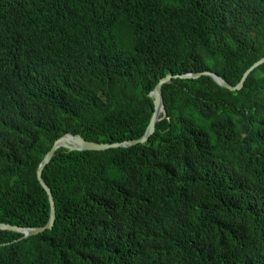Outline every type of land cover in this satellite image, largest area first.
<instances>
[{"label": "trees", "instance_id": "trees-1", "mask_svg": "<svg viewBox=\"0 0 264 264\" xmlns=\"http://www.w3.org/2000/svg\"><path fill=\"white\" fill-rule=\"evenodd\" d=\"M83 1L0 0V223L48 222L37 168L62 135L140 139L167 73L235 86L264 57V0ZM163 102L146 143L58 149L42 173L53 228L0 231V264H226L229 245L252 264L264 248L253 232L264 229V64L238 91L174 80Z\"/></svg>", "mask_w": 264, "mask_h": 264}, {"label": "water", "instance_id": "water-1", "mask_svg": "<svg viewBox=\"0 0 264 264\" xmlns=\"http://www.w3.org/2000/svg\"><path fill=\"white\" fill-rule=\"evenodd\" d=\"M263 63H264V57L258 60L257 62H255L245 72L243 78L236 86H231L225 79H223L222 77L212 72L187 74L183 76H179V75L174 76L172 74L166 75L161 80H159L158 84L155 86L151 94L153 98V102H154V110L150 117L145 133L140 139L128 140V141L117 142V143H99L95 141H88L79 134H71V133L64 134L63 136H61L54 142L53 146L44 155L43 159L41 160L37 168V179L40 185L46 191L48 195V199H49L50 214H49L48 222L44 226H40V227H21V226L12 225V224L0 223V231L18 232V233L23 234L22 238H27L29 236L38 235L44 232L45 230H48V229L50 230L53 228L55 218H56L55 202H54L53 195L51 193L49 186L45 183V181L42 178V173H43L45 166L50 162V160L52 159L57 149L66 148L71 151H85V150L101 151V150H106L109 148L130 147V146H135L136 144H139V143H145L148 141L149 137L154 134L155 129H156V124L162 118L161 113H163L164 111L162 88L165 84L171 83V81L175 78H181V79L199 78L203 75H207V76L213 77L214 80L222 87L229 89L231 91H236V90H240L243 87L244 82L247 76L249 75V73L252 72L254 69H256L259 65Z\"/></svg>", "mask_w": 264, "mask_h": 264}, {"label": "clouds", "instance_id": "clouds-1", "mask_svg": "<svg viewBox=\"0 0 264 264\" xmlns=\"http://www.w3.org/2000/svg\"><path fill=\"white\" fill-rule=\"evenodd\" d=\"M261 1H263V0H250V2H249V7H251V8H255L256 7V5L259 3V2H261ZM83 3H84V6H85V8H88V9H93L94 8V4H95V0H84L83 1ZM242 6V5H241ZM77 12H74V14H75V16L77 17V18H79L78 16H77V14H76ZM83 21H85V19H82ZM263 58V57H262ZM261 59V58H260ZM259 59V60H260ZM258 61V60H257ZM256 61V62H257ZM264 64V63H263ZM262 65V64H261ZM260 66V65H259ZM258 66V67H259ZM251 67V66H250ZM249 67V68H250ZM257 67V68H258ZM248 68V69H249ZM247 69V70H248ZM246 70V71H247ZM255 70V69H254ZM253 70V71H254ZM245 71V72H246ZM203 72H211V71H198V72H187V73H184V74H175V73H167L166 75H169V74H172V75H174V76H177V75H179V76H183V75H187V74H196V73H203ZM212 73H214V72H212ZM251 73V72H250ZM249 73V74H250ZM216 74V73H215ZM245 74V73H244ZM244 74H243V76H244ZM166 75H164L163 77H165ZM218 75V74H217ZM203 76H207V75H203ZM203 76H201V77H203ZM218 76H220V75H218ZM163 77H161L159 80H161ZM201 77H199V78H187V79H181V78H175V79H173L172 81H171V83L174 81V80H177V79H181V80H196V79H200ZM209 77H211V76H209ZM221 77V76H220ZM248 77V76H247ZM213 80H214V78L213 77H211ZM223 78V77H222ZM243 78V77H242ZM241 78V79H242ZM224 79V78H223ZM247 79V78H246ZM159 80H158V82H159ZM215 81V80H214ZM241 81V80H240ZM239 81V82H240ZM246 81V80H245ZM158 82H157V84H158ZM216 82V81H215ZM238 82V83H239ZM171 83H169V84H171ZM217 83V82H216ZM237 83V84H238ZM245 83V82H244ZM156 84V85H157ZM218 84V83H217ZM236 84V85H237ZM155 85V86H156ZM165 85H168V84H165ZM164 85V86H165ZM219 85V84H218ZM231 85V84H230ZM235 85V86H236ZM155 86H154V88H155ZM163 86V87H164ZM221 86V85H220ZM231 86H233V85H231ZM244 86V85H243ZM222 87V86H221ZM154 88L149 92V94H148V97L149 98H151L152 99V102H153V98H152V96H151V94H152V92H153V90H154ZM224 88V87H223ZM243 88V87H242ZM241 88V89H242ZM226 89V88H225ZM240 89V90H241ZM229 90V89H228ZM231 91V90H230ZM236 91H238V90H236ZM162 92H163V88H162ZM163 104H164V102H163ZM153 106H154V102H153ZM153 110H154V107H153ZM153 113V112H152ZM152 115V114H151ZM161 120L165 117V109H164V111H163V113H161ZM160 120V121H161ZM158 123V122H157ZM157 125V124H156ZM156 130V129H155ZM72 134V133H71ZM80 135V134H79ZM63 136V135H62ZM82 136V135H81ZM60 138V137H59ZM56 141V140H55ZM89 141V140H88ZM126 141H128V140H126ZM124 142V141H123ZM99 143H104V142H99ZM114 143H117V142H114ZM146 143V142H145ZM54 144V143H53ZM139 144H143V143H139ZM137 145V144H136ZM53 146V145H52ZM131 147V146H130ZM120 148H128V147H120ZM51 149V148H50ZM60 149V148H59ZM58 150V149H57ZM56 150V151H57ZM85 151H87V150H85ZM56 210V209H55ZM49 220V219H48ZM253 232L255 233V235H256V237H257V240H258V242H262V241H264V229H262V228H260V227H256V229H254L253 230ZM30 237V236H29ZM28 238V237H27ZM21 239H24V238H22L21 237ZM251 243V242H250ZM241 245H237V246H232V245H229L228 246V252L225 254V255H223L222 256V258H225V259H227V260H225V262H226V264H243V261H242V256H243V254L245 253V251H243V249L240 247ZM256 247V246H255ZM259 251H261V252H259L256 256H255V259L253 260V263L252 264H264V248H258V247H256Z\"/></svg>", "mask_w": 264, "mask_h": 264}]
</instances>
